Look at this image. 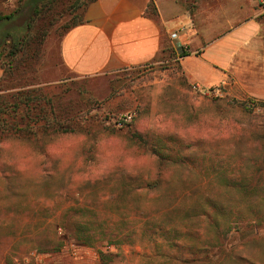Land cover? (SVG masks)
Here are the masks:
<instances>
[{"label": "rangeland", "instance_id": "374dc122", "mask_svg": "<svg viewBox=\"0 0 264 264\" xmlns=\"http://www.w3.org/2000/svg\"><path fill=\"white\" fill-rule=\"evenodd\" d=\"M71 1L60 0L50 11L54 24L49 36L43 43L32 44L31 53L21 59L15 73L6 75L0 65V96L26 87L43 88L67 107L76 130L44 137L19 136L9 131L11 118L1 115L7 123L0 120V138L31 141V151L20 145H13L11 151L21 156V165L33 175L49 178L46 188L55 185L60 191L47 192L57 200L53 209L34 205L26 197L11 206H0V264H187L185 259L194 256L187 250L171 249L165 237L151 229V220L184 226V209L206 205L208 200L243 208L245 218L264 222V164L247 158L241 143L251 126L264 128V104L237 99L221 86L209 87L221 90L220 95H202L187 83L180 61L172 53L157 65L85 79L69 75L61 65L59 48L73 21L67 11ZM25 2L0 3L3 14L21 6L13 21L0 22V43L6 47L28 31L27 22L37 4ZM177 2L194 13L199 3L212 0ZM213 2L220 35L230 30L228 20H264V0ZM43 25L38 24L37 31ZM251 102L257 104L253 112L239 105ZM254 138L264 143V137ZM154 148L160 155L182 162L164 168L158 191L144 187L154 182L159 172V154ZM5 159L9 158L5 155ZM54 161L67 166L66 175L79 187L52 178V173L59 171ZM0 168L6 173L10 170L9 164H0ZM225 176L233 179L234 186L244 178L247 192L239 191L238 186L229 188ZM172 208L178 209L174 215ZM92 218L121 226L125 241L116 248L106 243L85 247L75 241L74 232L68 234L57 227L66 223L74 229L78 222ZM147 221L149 227L141 228ZM260 234L246 239L240 233L230 235L237 253L246 254V264H264V231ZM243 244L245 248H239ZM125 249L129 256L123 255ZM221 264L239 263L230 260Z\"/></svg>", "mask_w": 264, "mask_h": 264}, {"label": "crops", "instance_id": "0c3cea01", "mask_svg": "<svg viewBox=\"0 0 264 264\" xmlns=\"http://www.w3.org/2000/svg\"><path fill=\"white\" fill-rule=\"evenodd\" d=\"M213 6L199 3L190 13L177 0H97L62 37L61 65L85 79L161 64L172 53L188 84L227 87L237 99L264 103V20L230 18L220 35Z\"/></svg>", "mask_w": 264, "mask_h": 264}, {"label": "trees", "instance_id": "16d2710c", "mask_svg": "<svg viewBox=\"0 0 264 264\" xmlns=\"http://www.w3.org/2000/svg\"><path fill=\"white\" fill-rule=\"evenodd\" d=\"M11 0H0V3H7ZM29 0H18L19 5ZM36 5L33 16L28 19L27 32L24 37L13 42L11 46L0 43V65L5 69L6 75L15 73L22 65V58L28 57L31 53V47L34 42L43 43L50 34V26L54 24V18L50 16L56 4L60 0H32ZM97 0H72L67 8L68 13L73 15V21L68 24L66 31L81 25L85 22V13L89 6ZM25 2V3H26ZM41 4V5H40ZM19 6L10 14L0 12L1 21H13L17 14L20 13ZM51 20V21H50ZM43 23L41 30L37 31V25ZM3 38V37H2ZM4 40V39H3ZM52 95V94H51ZM55 95V94H54ZM50 96L49 92L43 88L31 89L22 88L13 92L9 96H0V120L1 115L6 114L12 120L9 124V131L19 134V136L33 135L46 136L58 133L75 132L73 123H71L70 112L67 107L60 105L55 96ZM250 104H253L252 108ZM239 104L248 112H253V107L257 104L251 102ZM264 104V103H262ZM4 124L7 120H3ZM23 122L26 123L25 126ZM1 123V122H0ZM1 126V124H0ZM71 126V128H70ZM43 136V137H44ZM142 140L145 136L140 134ZM157 148H154L156 152ZM158 153V152H156ZM159 154V172L154 182L147 184V189L158 191L161 188L164 168L169 164L181 165L182 162L174 161L169 156ZM225 182L229 188L238 186L239 191L247 192V182L244 178L236 180L237 185H232L231 177L225 176ZM246 182V183H245ZM143 188V187H140ZM206 205L194 204L184 209V226L178 223H161L158 220H151L154 230L159 237H165V241L170 248L187 250L194 256L192 259H185L187 264H221L224 261L236 260L239 264H246L248 261L246 254L237 253V246L230 242L232 233H240L243 238L260 237L261 231H264V222L261 220H248L244 216L247 214L243 208L231 204H217L208 200ZM174 215L177 208L170 209ZM174 212V213H173ZM96 213V212H95ZM94 213V214H95ZM118 224L109 225L105 221L87 219L80 221L72 228L70 224H60L57 227L65 230L66 233H75V241L78 245L96 248L99 244H105L110 247H119L125 241L123 235L125 231ZM149 227V222L141 225V228ZM85 234V235H84ZM185 239L192 240L193 243H185ZM197 242V243H195ZM239 248L244 249L240 246Z\"/></svg>", "mask_w": 264, "mask_h": 264}, {"label": "clouds", "instance_id": "9594fccd", "mask_svg": "<svg viewBox=\"0 0 264 264\" xmlns=\"http://www.w3.org/2000/svg\"><path fill=\"white\" fill-rule=\"evenodd\" d=\"M254 136L264 137V128L253 125L248 129L246 137L241 142L242 152L247 158L264 164V143ZM80 139L83 140L85 137L80 136ZM13 145L23 146L28 151L32 150L31 141L27 139L0 138V164H9L10 167L7 173L3 168H0V206H11L22 197H26L28 202L34 205L53 209L57 200L47 195V192L50 190L59 192L60 189L55 185L46 188L45 186L49 184L48 177L35 176L30 169L23 167L20 163L21 156L11 151ZM5 155L9 159H5ZM53 164L59 169L52 173L53 179H64L70 187H79L66 175V165L55 161ZM123 255L129 256V251L125 249ZM135 264H139V261H136Z\"/></svg>", "mask_w": 264, "mask_h": 264}, {"label": "built area", "instance_id": "2783aa9c", "mask_svg": "<svg viewBox=\"0 0 264 264\" xmlns=\"http://www.w3.org/2000/svg\"><path fill=\"white\" fill-rule=\"evenodd\" d=\"M171 38L173 40H176L178 38V33L177 32L173 33L171 35ZM195 89L197 92L201 93L204 96H212V95L216 96V95H220V93H221V90H218V89H216V90L212 89L211 90V88H200L199 86H195ZM32 255L36 256L37 254L33 253Z\"/></svg>", "mask_w": 264, "mask_h": 264}]
</instances>
